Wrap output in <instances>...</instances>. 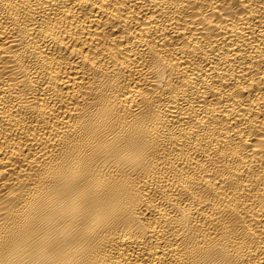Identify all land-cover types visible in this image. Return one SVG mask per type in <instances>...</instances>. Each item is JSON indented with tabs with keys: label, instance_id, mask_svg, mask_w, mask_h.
<instances>
[{
	"label": "bare ground",
	"instance_id": "obj_1",
	"mask_svg": "<svg viewBox=\"0 0 264 264\" xmlns=\"http://www.w3.org/2000/svg\"><path fill=\"white\" fill-rule=\"evenodd\" d=\"M0 264H264V0H0Z\"/></svg>",
	"mask_w": 264,
	"mask_h": 264
}]
</instances>
